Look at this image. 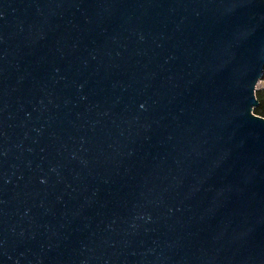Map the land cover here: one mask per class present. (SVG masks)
Masks as SVG:
<instances>
[{"label": "water", "instance_id": "water-1", "mask_svg": "<svg viewBox=\"0 0 264 264\" xmlns=\"http://www.w3.org/2000/svg\"><path fill=\"white\" fill-rule=\"evenodd\" d=\"M264 0H0V264H264Z\"/></svg>", "mask_w": 264, "mask_h": 264}, {"label": "trees", "instance_id": "trees-1", "mask_svg": "<svg viewBox=\"0 0 264 264\" xmlns=\"http://www.w3.org/2000/svg\"><path fill=\"white\" fill-rule=\"evenodd\" d=\"M263 79H264V72H263ZM255 96L259 102V105L253 110V114L264 118V89L256 91Z\"/></svg>", "mask_w": 264, "mask_h": 264}, {"label": "rangeland", "instance_id": "rangeland-1", "mask_svg": "<svg viewBox=\"0 0 264 264\" xmlns=\"http://www.w3.org/2000/svg\"><path fill=\"white\" fill-rule=\"evenodd\" d=\"M264 89V79L263 77L261 78V80L258 82L257 86H256V91L258 90H262Z\"/></svg>", "mask_w": 264, "mask_h": 264}]
</instances>
